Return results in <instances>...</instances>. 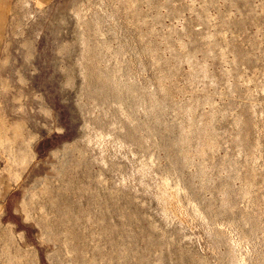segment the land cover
<instances>
[{
  "label": "rangeland",
  "instance_id": "obj_1",
  "mask_svg": "<svg viewBox=\"0 0 264 264\" xmlns=\"http://www.w3.org/2000/svg\"><path fill=\"white\" fill-rule=\"evenodd\" d=\"M5 2L0 264H264V0Z\"/></svg>",
  "mask_w": 264,
  "mask_h": 264
},
{
  "label": "bare ground",
  "instance_id": "obj_2",
  "mask_svg": "<svg viewBox=\"0 0 264 264\" xmlns=\"http://www.w3.org/2000/svg\"><path fill=\"white\" fill-rule=\"evenodd\" d=\"M23 154H26V153H22L21 155ZM65 183V182H64ZM65 185V184H64ZM72 188V187H71ZM73 190V189H72ZM62 191V190H61ZM68 192V191H67ZM64 190L63 192H60V191H56V190H50L48 191V194L47 195H43L42 197V201L45 203V207L47 208V210H49L50 212L54 213L55 215V218H57L58 220H61L63 221L61 215H62V212L64 211H69V209H66L64 206H62L60 203H62L63 200H65V194H64ZM68 199V197H67ZM70 200V199H68ZM71 204V203H70ZM73 204V203H72ZM75 204V203H74ZM71 206V205H70ZM69 206V207H70ZM72 208V207H71ZM74 217V216H73ZM75 218V217H74ZM73 219V218H72ZM54 221V220H53ZM60 221V222H61ZM63 227V226H62ZM76 229V228H75ZM44 230V229H43ZM76 231V230H75ZM82 236V234H79ZM70 237H68V234L66 235V240H68ZM83 239V238H82ZM57 240L61 241L60 238H57ZM70 241V240H69ZM77 241V239H76ZM84 241V239H83ZM63 242V240H62ZM80 242V241H79ZM86 242V241H84ZM83 244V243H82ZM87 244V242H86ZM67 245V244H66ZM85 245V243H84ZM87 246V245H86ZM78 246L74 245V249L77 248ZM81 247V246H80ZM80 249V248H79ZM68 250V249H67ZM81 250V249H80ZM81 252V251H80ZM77 253V252H76ZM96 254V253H95ZM81 255V254H80ZM79 255V256H80ZM83 256V255H82ZM82 258V257H81ZM84 258V257H83ZM82 258V259H83ZM79 259V258H78ZM91 259V258H89ZM87 261V259H85ZM79 262H82V260L80 259ZM85 264V263H84ZM87 264V263H86ZM89 264V263H88Z\"/></svg>",
  "mask_w": 264,
  "mask_h": 264
},
{
  "label": "crops",
  "instance_id": "obj_3",
  "mask_svg": "<svg viewBox=\"0 0 264 264\" xmlns=\"http://www.w3.org/2000/svg\"><path fill=\"white\" fill-rule=\"evenodd\" d=\"M32 1H35V2H39V3L45 4V3H50V2H52L53 0H32ZM2 5H6L5 0H0V7H1Z\"/></svg>",
  "mask_w": 264,
  "mask_h": 264
}]
</instances>
